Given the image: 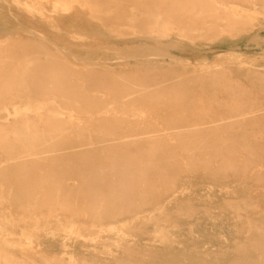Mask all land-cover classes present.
Returning a JSON list of instances; mask_svg holds the SVG:
<instances>
[{
	"label": "rangeland",
	"instance_id": "rangeland-1",
	"mask_svg": "<svg viewBox=\"0 0 264 264\" xmlns=\"http://www.w3.org/2000/svg\"><path fill=\"white\" fill-rule=\"evenodd\" d=\"M18 1L0 0V58L7 52L21 60H0V72L28 66L32 74L22 87L4 86L5 90L0 85L3 129L28 121L37 124L29 130L40 132L60 126L74 132L103 130L141 137L156 134L155 129L168 134L198 122L210 124L212 119L226 122L254 109L248 115L257 114V119L239 130L225 127L220 134L235 139L248 134V144L264 146V0H225L229 6L260 12L253 23L234 28L224 22L204 24L191 13L172 14L174 0H60L68 9L59 3L56 11V0ZM22 2L42 12H29ZM157 19L170 21L168 36L161 34ZM47 118L63 123L46 126ZM84 135L83 141L73 134L47 138L42 145L33 141L31 148L42 150L44 156L71 145L79 151L100 147L91 152L99 155L29 162L27 167L42 164L37 177L51 173L52 178L26 185L1 172L12 169V160H7L6 143L0 144V264H255L264 255L254 251L258 230L264 227V180L257 174L264 173V158L254 160L248 156L250 149L240 148L232 160L251 163V170L217 176L213 171L225 152L200 143L199 137L188 143L167 136L161 146L178 158L156 150L161 146L152 150L159 162L180 164L165 170L178 168L171 186L176 197L172 192L159 201L136 196L131 204L124 196L131 187L117 182L127 172L113 175L110 167L129 169L133 162L124 160L121 165L102 153L101 145L111 143L99 141L109 138L106 134ZM153 144L138 146L148 150ZM69 161L80 168L77 173L97 172L106 178L99 190L104 196L113 192V197L104 198L112 204L101 207L90 205L92 197L75 198L82 176L52 167L71 166ZM65 179L72 195L58 198L53 190Z\"/></svg>",
	"mask_w": 264,
	"mask_h": 264
},
{
	"label": "bare ground",
	"instance_id": "bare-ground-1",
	"mask_svg": "<svg viewBox=\"0 0 264 264\" xmlns=\"http://www.w3.org/2000/svg\"><path fill=\"white\" fill-rule=\"evenodd\" d=\"M15 1L19 4L21 2V1L19 2L18 0H15ZM174 1L175 2H172L173 7L170 10V13H172V14H175V13L176 14H178V13H183V14L191 13L194 15L193 18L199 16L200 17L199 20L202 21L204 24L205 23L206 24L207 23L208 24L214 23L215 25L216 24L218 25L221 22H224V23H227L229 28H234V27H237V26L242 25V24L253 23L258 18L259 14H260V12H257L255 10H251L248 8H241V7H238L237 5L229 6V3H227V1H225V0H174ZM59 3H63V2L60 0L54 1V5H55L54 11L57 10V8H58L57 4H59ZM21 4H23L24 5L23 8H25L29 12H32V13L33 12H39L40 13V11L42 12L41 7H40V9H36L35 7H32V5L27 3V2H22ZM63 5L65 6L64 9H68V6L65 3H63ZM24 12H26V11H24ZM73 15H72V17H73ZM66 18H69V17H66ZM75 18L73 20H75ZM82 21H83V19H82ZM156 22L162 24V26H161V30H162L161 32L162 33L161 34L163 36H168L169 35L168 29L170 26V21L157 19ZM65 23H66V21H65ZM88 27H89V25H88ZM261 28H263V27H261ZM151 30H153V29L151 28ZM30 31H32V30H30ZM143 35L144 34L139 35V37H141ZM146 36L149 37L150 35H146ZM254 36H255V34H254ZM155 38H157V37H155ZM155 38H154V40H155ZM158 40L160 41V38ZM156 42H157V40H156ZM174 44H176V42ZM171 45H172V43H171ZM177 46H178V44H176L175 47L177 48ZM157 48L161 49L160 46ZM145 49L146 48H144V51H145ZM148 50H152V49L150 48ZM142 51L143 50H141L140 53H143ZM160 51H162V50H160ZM166 51H164L166 54H167V52H168V55L171 54V53H169V51H167V52ZM145 52L148 53V51H145ZM166 54H164V55H166ZM157 55L160 56L159 54H157ZM157 55L156 56L154 55L152 57L153 58L157 57ZM164 55H162V56L164 57ZM171 55L173 56V54H171ZM145 58H147V57H145ZM0 60H2L4 62L7 60L21 61L20 59H17L15 57L7 55V52H5V56L0 58ZM153 62H155V61H153ZM169 62H173V61L170 60ZM28 70H29V67L25 66L23 68V71L11 70L8 72H0V77L2 78L0 85L3 86L2 88H4V86H10V85H15V86H19V87L26 85L27 84V82L25 81L26 78H28L29 74H32ZM145 89H146L145 87L142 88V90H145ZM2 92H4V91L0 90V93H2ZM253 110H249L247 113H245L243 115L239 114V115H237L238 118L233 119V120H228L226 122H220V119L222 120V119H226V118L212 119L209 122L210 124H207V122H198V123L193 124L192 127H190L189 129H179V130L174 131L173 133L167 132L168 134L160 133V131L163 129H155L152 131H156V134L141 136V137L140 136L129 137V135H126V134L125 135L121 134L120 136H117V135H115L117 133L109 132V131H103V130H89V129L83 130L84 126L82 129L83 131H76L75 130L76 132L72 131L73 129L69 130L68 128L65 129V128L60 127V126L53 128V129L45 130L43 132H40L39 130H33V129L29 130L28 127H30L32 124H34V125H37V124L36 123H29L28 121H24L22 124V127L16 126V127H13L9 130H6V129L2 128L3 125L0 123V144L3 142L6 143V146H4L3 148L6 149V153L8 154L7 160H12V162H10L9 167H8V168H12V169H5V171L1 170V172H4V175L5 176L7 175L8 178H10L12 176L13 178L19 179V184H21V185H24V184L26 185L30 182L48 181L49 179L52 178V176L50 175L51 173L49 174L47 172L45 167L44 168H45L46 172L50 176L48 175V176L37 177L41 173V170H42L40 168L42 166L41 163H40L41 166L40 165H33V166H39V167H27L26 164L29 162L39 163L43 160L46 161V159H56V158H62V159H73L76 157H79V158H86V157L92 158V157H94V158H96L99 155V153L97 152L98 154L92 155L91 152L98 150L100 147L94 146V147L88 148L90 151H79L75 148V146L71 145L70 147L51 149L49 151L53 152V154L44 156V155H42V150L31 148L33 141L39 140V142H41V145H42L43 143L47 142V138L49 140H51L53 138L58 139L60 137L61 138H65V137L69 138L68 135H71V134L74 135V138H76V140L80 139L83 141V140H85L84 132H86L87 134L88 133H100V134L102 133V134H106L107 136H109V138L103 137V139H100L99 141H101V142L111 141V143H109V144L101 145V149H102L101 151H102V153H107V155H108L107 158H109L110 160H117V161L119 160L122 162V163L121 162L119 163L121 165L123 164L124 160H125V162H128V163L133 162L132 164L134 166L130 167V165H129V167H128L129 169H131V171H127L129 169H127L126 167H118L115 165L110 167V169L114 171L113 175L120 176L123 174V172H125V171L127 172V175H124L125 177L124 176L120 177V179H124V180L119 179L117 181V179H114V181H117L118 183H120V185L127 184L129 187H131L130 192L126 193L124 195L125 197H128L129 199H131V201H130L131 204H132V200L136 196H140L141 199L142 198L145 199V198L150 196L154 201H156V200L159 201V199L162 197L163 194L165 195L167 193L172 192L170 194V196L175 198L176 197V190H173L171 186H172V178L176 175V171L178 170V168L173 167L172 169H168L167 172L165 170L167 169L166 166H168V165L173 164L174 166H180V164L178 162H176L177 160H174L175 162H172V161L171 162L166 161L165 163L159 162L157 160V151H155V149L154 150H152V149L155 148L156 146H161V144L163 142L167 141L165 139L167 136L170 137V136L176 135V136L180 137L179 138L180 141L188 142V143L195 141L196 137L197 138L199 137L197 140H199L200 143H207V145H206L207 147L212 148V149L214 148L215 150L221 149V152H225V153H221L222 154L221 156H223L225 159H223L222 162L219 164L220 165V166H218L219 168L213 171V174H216V175L217 174H223V173H226L229 171L234 172V174L235 173L245 174L251 170L249 167L251 163L244 161V165H243L241 163H238L237 161H233L232 160L233 157H235L236 155L239 154V153L237 154V151L240 150V148H244V147H245V149L248 148V149H250V151H249L250 153L248 156H250L254 160L255 159L259 160L261 158H264V146L248 144L247 143L248 142V134L245 135L243 133L242 138L235 139L233 137L231 138V137L221 136L220 131L225 129V127H232V128L237 127V130H239V128L241 126H243L244 124L257 119V116H258L257 114H253V115L249 114L248 115V113H250V112L253 113L254 112ZM138 114L141 116H144L143 113H138ZM227 118H229V117H227ZM47 119L48 120L44 121V124L46 126L55 127V126L59 125V122L63 123V121H55V120L49 119V118H47ZM114 122L115 121H113V123L111 122V124L118 125L117 123H114ZM111 124H109V125H111ZM80 127H82V126L80 125ZM70 128H72V126ZM176 128H180V126H176ZM81 132H83V133H81ZM207 133H212L213 136L203 138L202 134H207ZM87 139H88L87 140L88 145L93 144V140H91L92 138L90 137V135ZM70 142H72V141H70ZM143 142H152L154 144L152 147H149L151 149H148V150L140 149L138 144H141ZM219 145H221V146H219ZM43 147L45 148V146H43ZM128 147H130V148H128ZM115 148H117V149H115ZM166 148H168V147H165L162 145L161 147H157L156 150L163 151V152L164 151L169 152L168 154L170 155L171 158H178L177 153L166 150ZM193 148L198 149L200 147H192V148L186 147V149H188L189 151ZM40 149H43V148L41 147ZM146 154H151V155H149L148 157H145V156H147ZM190 155L195 156L194 154H190ZM68 163L71 166L60 167V165H53L52 167H55L54 169H60V170H57L58 173L60 171H67L68 173L76 172V174H80V176H82V186L78 187V191L75 195V198L81 197V198H84L85 200H90V197H92L93 201H89L90 205L91 204L98 205V206L100 205L101 207L112 204V203L106 202L107 200L104 198L113 197L114 196L113 192H109V194H107V196H104L102 191L99 190L100 187L103 185V183L106 182L105 181L106 178L98 175L97 172H93L89 176L84 175L85 174L84 172L83 173H77V172H80L79 171L80 168L78 166H76V164L74 162L71 163L69 161V162H67V164ZM183 163H185L187 165L189 164L187 161L181 162V164H183ZM210 164H212L210 161L207 162V165H210ZM47 166H49V165H47ZM94 169H98V167H96ZM116 169H118V172L116 171ZM43 171H44V169H43ZM43 171H42V173H43ZM51 171H54V170L51 169ZM192 171H193V169H192ZM216 172H218V173H216ZM52 174H53V172H52ZM257 174H258V179L264 180V173L262 170L258 171ZM1 176H2V174H1ZM215 178H217V177H215ZM55 180H57V179H55ZM56 189H54L53 192L55 191L57 193L58 198H60V196L69 197L72 195V185H70V183H68L67 179H65L64 181L63 180L59 181V183L56 186ZM25 194L26 193H24V195ZM81 202H86V201H81ZM58 203L65 204L66 202H58ZM258 203L260 204V202H258ZM67 204H69V202H67ZM74 204H78V202L76 201V202H74ZM154 204H155V202H154ZM106 213H107V211H106ZM110 216L111 217H117L113 214H111ZM263 218L264 217H262V219ZM257 250L258 251L261 250L264 253V227L259 228V230H258V239H256V247H255L254 251L257 252ZM170 255H173V254H170ZM4 260H5V262L10 263L9 259H7L5 257H4ZM154 262L155 261H153L152 263H154ZM255 264H264V255H262L261 258H259V261H257Z\"/></svg>",
	"mask_w": 264,
	"mask_h": 264
}]
</instances>
